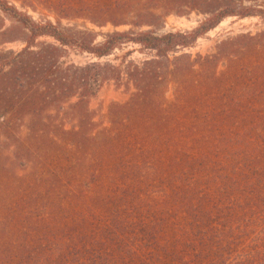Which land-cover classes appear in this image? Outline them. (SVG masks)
I'll list each match as a JSON object with an SVG mask.
<instances>
[{
  "label": "trees",
  "instance_id": "16d2710c",
  "mask_svg": "<svg viewBox=\"0 0 264 264\" xmlns=\"http://www.w3.org/2000/svg\"><path fill=\"white\" fill-rule=\"evenodd\" d=\"M158 11L204 20L142 31L161 24ZM0 12L24 32L19 52H0L1 117L12 129L29 118L30 137L71 151L64 166L65 154L54 165L18 150L31 169L12 172L16 201L0 185V264H264V31L210 56L176 55L227 18L264 21V0H113L91 23L130 29L99 43L6 0ZM125 44L152 56L101 62ZM65 49L96 61L62 66ZM111 81L129 98L99 128L89 101Z\"/></svg>",
  "mask_w": 264,
  "mask_h": 264
},
{
  "label": "rangeland",
  "instance_id": "374dc122",
  "mask_svg": "<svg viewBox=\"0 0 264 264\" xmlns=\"http://www.w3.org/2000/svg\"><path fill=\"white\" fill-rule=\"evenodd\" d=\"M17 9L25 11L36 22L50 21L55 22L56 18L60 19L61 28H69L76 31L93 33L96 35V43L103 41V37L113 31H127L130 26H124L114 29L111 25L105 27L94 26L91 20L96 22L103 21L102 14L99 13L103 9L109 8L113 4V0H6ZM57 12V13H54ZM157 15L161 20L158 27L150 28L144 27L141 30H152L159 35L175 32H190L195 30L199 24L204 20V16L191 12L183 16L175 14L168 15L163 18V12L158 11ZM158 19V22H159ZM3 27V28H2ZM0 29L7 30L4 36L0 37V42L5 40L6 43L0 45V52H19L24 44L20 41L24 32L16 24L5 17L0 12ZM264 31V21L257 17H248L245 19L227 18L223 20L218 26L210 30L201 38H198L194 44L186 49L180 50L176 55L188 54L194 59L196 56H210L215 53L217 46L224 40L235 38L239 35H257ZM38 42H46L48 44L54 43L51 39L40 38ZM64 57L60 59L62 66L77 65L83 66L96 60L86 54H79L75 50L65 49ZM170 56L171 59L176 56ZM151 53L141 51L139 46L132 44H125L119 49L115 50L112 55L102 59L101 62H110L114 65L134 62L140 64L147 59H150ZM173 88H170L166 94V98L172 99ZM129 98L125 92L124 87L118 88L114 82H108L98 88L95 96L89 101V110L93 114V121L99 127L107 125L108 111L113 104H123ZM76 100L73 99L68 102L65 109ZM56 110H52L50 115H55ZM48 120V117L44 118ZM9 116L0 115V185L13 186L6 193L8 202L16 201L19 196L16 193L19 186L14 183V174L26 175L29 171L30 165L26 163H19L18 150L29 149L32 156L37 159H45L51 161L56 165V158L65 154L62 160L64 166L69 165L71 157L70 146L66 141L63 145L65 151L58 155L55 149V142L58 140L30 137L28 135L29 118L21 122H17V127L10 128ZM65 130H70L71 124L65 119ZM54 138V136L52 137ZM50 139V140H49ZM62 143V142H60ZM19 184V183H18Z\"/></svg>",
  "mask_w": 264,
  "mask_h": 264
}]
</instances>
